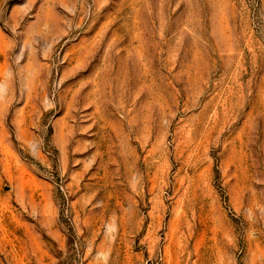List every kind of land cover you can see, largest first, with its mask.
<instances>
[{
    "label": "rangeland",
    "instance_id": "obj_1",
    "mask_svg": "<svg viewBox=\"0 0 264 264\" xmlns=\"http://www.w3.org/2000/svg\"><path fill=\"white\" fill-rule=\"evenodd\" d=\"M0 264H264V0H0Z\"/></svg>",
    "mask_w": 264,
    "mask_h": 264
}]
</instances>
